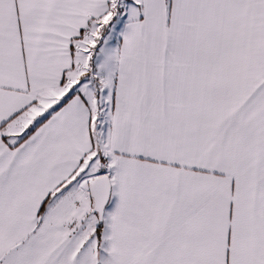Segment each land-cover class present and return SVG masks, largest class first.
<instances>
[{"label": "snow or ice", "instance_id": "snow-or-ice-1", "mask_svg": "<svg viewBox=\"0 0 264 264\" xmlns=\"http://www.w3.org/2000/svg\"><path fill=\"white\" fill-rule=\"evenodd\" d=\"M0 264H264V0H0Z\"/></svg>", "mask_w": 264, "mask_h": 264}]
</instances>
